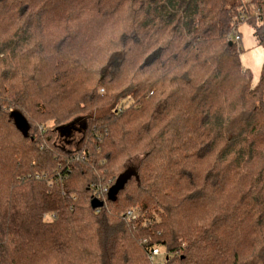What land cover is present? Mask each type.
I'll list each match as a JSON object with an SVG mask.
<instances>
[{
    "label": "trees",
    "instance_id": "1",
    "mask_svg": "<svg viewBox=\"0 0 264 264\" xmlns=\"http://www.w3.org/2000/svg\"><path fill=\"white\" fill-rule=\"evenodd\" d=\"M242 17L264 48L263 0H0V264H264Z\"/></svg>",
    "mask_w": 264,
    "mask_h": 264
},
{
    "label": "rangeland",
    "instance_id": "2",
    "mask_svg": "<svg viewBox=\"0 0 264 264\" xmlns=\"http://www.w3.org/2000/svg\"><path fill=\"white\" fill-rule=\"evenodd\" d=\"M243 3H250L253 0H241ZM264 1V0H263ZM253 28L250 27L249 23L247 21L242 22L239 24L237 31H235V34L233 35V39L235 35H240L242 40L239 42V45L241 47V53H240V59L242 63V67L245 70H249L252 75V86L255 87L258 85L260 80V73L262 66L264 64V48L259 46L256 42V39L254 37V33L252 32ZM108 113L107 109H100L96 110L86 116L80 115L79 117H74V124L72 129L68 128L67 132L61 133L60 138L56 141V145L60 148L65 149L66 151L71 152L72 154L76 152V150L81 146V141L83 139V127L82 125L86 123L87 119L89 118H97L104 114ZM80 119V120H78ZM16 124L20 128H24L27 123H25V120L23 119V116L21 113H17L15 115ZM40 121L42 123H47L50 126V129H53L54 123L50 120L45 118H40ZM40 121H37V123H40ZM70 121L69 123H72ZM68 122V121H67ZM67 122H64L68 124ZM42 123L41 127L42 128ZM43 129V128H42ZM139 163V158H134L130 161L129 167L131 168L130 171H128L125 175L121 177L119 180V184L122 185L125 180L133 174L135 168L137 167ZM162 258H158L157 261H163Z\"/></svg>",
    "mask_w": 264,
    "mask_h": 264
},
{
    "label": "built area",
    "instance_id": "3",
    "mask_svg": "<svg viewBox=\"0 0 264 264\" xmlns=\"http://www.w3.org/2000/svg\"><path fill=\"white\" fill-rule=\"evenodd\" d=\"M240 21L241 22H245V19L242 17ZM234 40H235V42H240L242 40V38L240 37V35H235ZM95 190H96V194H98L100 192L99 187L95 188ZM104 191H106V189H104ZM136 215L137 214H136L135 210H130L127 213L128 219H134L136 217ZM162 257H164V254L159 249L152 250L150 258H151V261L153 263H155V264H164L163 261H157L158 258H162Z\"/></svg>",
    "mask_w": 264,
    "mask_h": 264
},
{
    "label": "water",
    "instance_id": "4",
    "mask_svg": "<svg viewBox=\"0 0 264 264\" xmlns=\"http://www.w3.org/2000/svg\"><path fill=\"white\" fill-rule=\"evenodd\" d=\"M94 206H95V207H99L100 205H99L98 203L95 202V203H94Z\"/></svg>",
    "mask_w": 264,
    "mask_h": 264
}]
</instances>
